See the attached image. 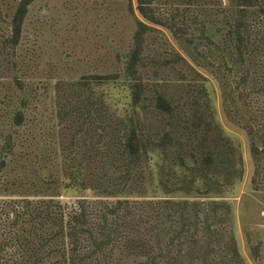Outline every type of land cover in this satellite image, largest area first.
<instances>
[{
  "label": "rangeland",
  "instance_id": "1",
  "mask_svg": "<svg viewBox=\"0 0 264 264\" xmlns=\"http://www.w3.org/2000/svg\"><path fill=\"white\" fill-rule=\"evenodd\" d=\"M18 1L0 0V264H58L55 240L40 244L48 229L32 221L29 210L48 199L74 203L75 192H65L63 182L76 168L90 177L103 160L99 149L104 155L121 149L131 130L156 163L148 166L142 155L131 188L104 199H123L136 213L148 209V201L187 200L203 241L214 229V249L226 248L232 237L241 263L264 264V152L250 149L252 141L263 147L257 103H264V93L250 92L253 72L237 85L264 49L250 46L244 62L228 70L231 47L221 50L206 39L223 44L236 0H150L156 15L182 29L177 34L140 15L135 0H33L19 41L7 45ZM260 7L264 0L247 7V22L262 17ZM137 19L149 28L130 76L124 67ZM103 75L108 78H98ZM159 97L170 112L157 105ZM165 132L172 140L164 152L148 143ZM165 186L180 188L166 192ZM78 195L96 197L89 190ZM181 212L167 222L154 213L149 223L135 215L139 231L132 235L143 239L144 227L156 223L168 239ZM187 249L186 242L182 264H203ZM106 253L109 264L145 259L117 246Z\"/></svg>",
  "mask_w": 264,
  "mask_h": 264
},
{
  "label": "trees",
  "instance_id": "2",
  "mask_svg": "<svg viewBox=\"0 0 264 264\" xmlns=\"http://www.w3.org/2000/svg\"><path fill=\"white\" fill-rule=\"evenodd\" d=\"M32 1L19 0L17 2L10 18V34L4 40L7 45H15L19 41L23 19ZM135 1L137 11L147 20L170 27L176 34L179 32L178 30H182L180 28L176 29L168 21H163L162 18L156 15L150 0ZM254 3L255 0H236L237 15L228 25L223 44L215 43L206 36V39L221 50L224 44L231 47V64L227 67L228 70H232V67L244 62L245 54L249 52L250 46L256 45L258 47L256 52L264 49V7L259 9L262 17L253 20L252 23L246 20L247 7L254 5ZM136 25L134 43L127 53L124 67L130 76L134 73L135 66L140 58L141 33L149 28L147 24L139 19L136 20ZM254 46L252 48H257ZM253 68V70L247 67L244 69L237 85L246 84L247 79L253 72L250 92L260 96L264 93V53H261L260 59ZM107 76L103 75V77L98 78L104 79L108 78ZM137 98L138 94L133 91L132 102H136ZM256 100L258 101V99ZM156 103L165 111H171V105L166 99L159 97ZM257 110L261 120L264 121V103H257ZM16 118L18 122L22 120L23 116L20 111L16 113ZM260 126L264 127V123L261 122ZM248 128L249 130L253 129L252 126ZM262 136L264 140V131ZM170 140H172L171 135L165 132L156 141H149L148 143L151 142L150 144L160 147L164 152ZM250 149L253 154L264 152V141L261 148L252 141ZM148 151L147 145L136 136L134 130H131L121 149L111 150L106 152L105 155L99 149L98 155L103 160L92 166L90 177L87 176L86 178L80 168L74 169L69 179L65 180L62 185L65 192H75L77 197L74 203H62L59 199H48L37 205L34 212L28 209L31 220L38 222L40 228L46 227L48 229L43 238L44 240L40 244L44 246L50 240H55L54 252H56L58 264H109L106 251L114 246L144 256L145 259L138 262V264H182V256H185L182 245L186 242L188 243L187 253L193 260L202 259L203 264H228L231 260H234L236 264H243L235 240L232 237L226 248L224 245L222 246L223 251L222 247L214 249L211 246L214 229L207 235L208 239L203 241V236L199 234L200 220L197 214L191 220L186 209L187 200L173 201L163 198L161 201H148L149 208L142 207L141 213H136L132 209L133 206L128 205L123 199H116L115 202L104 199L106 196H113V194L127 190L126 188L131 186L130 183L134 174L133 167L136 166L135 160H139ZM112 152L113 155H119H115V158H113ZM150 155H146L148 166L156 163L154 157L150 160ZM226 159H228L226 156L221 158V160ZM178 160L181 165L186 166L180 155H178ZM122 164H124V168L119 170ZM142 170L140 168L138 172L140 173ZM141 187L143 188V186ZM178 188L180 186H165L166 192ZM86 190L92 192L96 197L88 198L78 195L80 191ZM177 209L186 212L180 213V225L172 235H169L168 239H163L160 236L161 229L156 223L144 227L146 231L149 230V234L146 232L143 239L132 235L134 231H139L136 228L137 223L133 221L135 215L142 219L144 223H149V218L154 214L161 215L165 221L171 219L173 212ZM184 233L186 235L182 237Z\"/></svg>",
  "mask_w": 264,
  "mask_h": 264
}]
</instances>
